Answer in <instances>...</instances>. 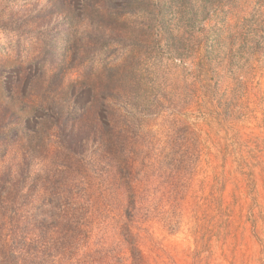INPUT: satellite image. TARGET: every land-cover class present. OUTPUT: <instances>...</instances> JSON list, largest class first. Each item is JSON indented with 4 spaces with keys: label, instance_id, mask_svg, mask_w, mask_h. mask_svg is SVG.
<instances>
[{
    "label": "trees",
    "instance_id": "trees-1",
    "mask_svg": "<svg viewBox=\"0 0 264 264\" xmlns=\"http://www.w3.org/2000/svg\"><path fill=\"white\" fill-rule=\"evenodd\" d=\"M112 1L89 7L97 31L139 18L129 40L155 43L102 76L67 84L56 36L31 62L0 55V264H149L157 228L200 222L189 200L209 147L190 111L204 114L233 59L264 62V0Z\"/></svg>",
    "mask_w": 264,
    "mask_h": 264
},
{
    "label": "rangeland",
    "instance_id": "rangeland-1",
    "mask_svg": "<svg viewBox=\"0 0 264 264\" xmlns=\"http://www.w3.org/2000/svg\"><path fill=\"white\" fill-rule=\"evenodd\" d=\"M91 5L93 0H0V55L31 62L41 52L40 35L68 39L53 46L62 53L66 47L67 84H72L104 75L107 66L128 59L135 46L155 43L129 40L142 35L139 18L110 22L112 33L97 31ZM66 10L72 29L56 16ZM233 64L234 74H225L222 87L204 94V114L199 117L196 107L190 111L209 147L189 200L192 207L202 204L200 222L191 220L174 237L157 228L165 247L145 252L149 264H264V62L247 67L237 58ZM49 72L48 78L55 73ZM67 84L68 93L73 85ZM86 103L80 100L77 106ZM197 227L195 236L191 229Z\"/></svg>",
    "mask_w": 264,
    "mask_h": 264
}]
</instances>
